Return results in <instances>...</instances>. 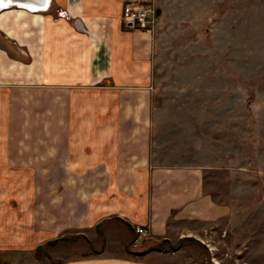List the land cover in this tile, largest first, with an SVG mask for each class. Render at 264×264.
<instances>
[{
  "label": "crops",
  "instance_id": "crops-1",
  "mask_svg": "<svg viewBox=\"0 0 264 264\" xmlns=\"http://www.w3.org/2000/svg\"><path fill=\"white\" fill-rule=\"evenodd\" d=\"M165 1L0 11V264H40L45 252L58 264H151L190 240L215 258L213 244L232 241L241 214L208 185L216 171L202 158L201 124L160 122L154 30L123 21L129 2L159 19Z\"/></svg>",
  "mask_w": 264,
  "mask_h": 264
},
{
  "label": "rangeland",
  "instance_id": "rangeland-1",
  "mask_svg": "<svg viewBox=\"0 0 264 264\" xmlns=\"http://www.w3.org/2000/svg\"><path fill=\"white\" fill-rule=\"evenodd\" d=\"M174 3H163L153 28L154 108L162 123L201 124L202 158L216 171L208 185L241 217L232 241L213 244L220 257L190 240L151 264H255L264 251V0H215L211 12L206 0ZM180 132L191 142L195 131Z\"/></svg>",
  "mask_w": 264,
  "mask_h": 264
},
{
  "label": "built area",
  "instance_id": "built-area-1",
  "mask_svg": "<svg viewBox=\"0 0 264 264\" xmlns=\"http://www.w3.org/2000/svg\"><path fill=\"white\" fill-rule=\"evenodd\" d=\"M59 16L66 17L67 11H60ZM123 21L128 29H153L157 22L156 8L140 2H129L124 8ZM135 231L138 237L148 235V230L145 227L136 226ZM138 245L136 241L134 246Z\"/></svg>",
  "mask_w": 264,
  "mask_h": 264
},
{
  "label": "water",
  "instance_id": "water-1",
  "mask_svg": "<svg viewBox=\"0 0 264 264\" xmlns=\"http://www.w3.org/2000/svg\"><path fill=\"white\" fill-rule=\"evenodd\" d=\"M50 0H0V11L12 7H24L31 11H45L49 8ZM157 17L160 11L157 10Z\"/></svg>",
  "mask_w": 264,
  "mask_h": 264
},
{
  "label": "trees",
  "instance_id": "trees-1",
  "mask_svg": "<svg viewBox=\"0 0 264 264\" xmlns=\"http://www.w3.org/2000/svg\"><path fill=\"white\" fill-rule=\"evenodd\" d=\"M38 256L47 257V258L51 259L50 255L47 252L43 253V255H41V253H38Z\"/></svg>",
  "mask_w": 264,
  "mask_h": 264
}]
</instances>
